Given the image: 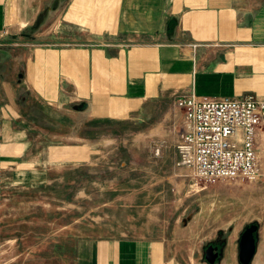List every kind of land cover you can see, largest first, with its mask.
Returning a JSON list of instances; mask_svg holds the SVG:
<instances>
[{
  "label": "crops",
  "instance_id": "0c3cea01",
  "mask_svg": "<svg viewBox=\"0 0 264 264\" xmlns=\"http://www.w3.org/2000/svg\"><path fill=\"white\" fill-rule=\"evenodd\" d=\"M9 24L18 32L0 36L1 173L52 138L163 142L161 130L186 125L181 96L264 100V0H0V32ZM256 147L259 183L226 186L264 191V132ZM144 227L57 245L56 264H210L180 261L186 249ZM255 242L249 264H264V219ZM219 264H241L238 248Z\"/></svg>",
  "mask_w": 264,
  "mask_h": 264
},
{
  "label": "rangeland",
  "instance_id": "374dc122",
  "mask_svg": "<svg viewBox=\"0 0 264 264\" xmlns=\"http://www.w3.org/2000/svg\"><path fill=\"white\" fill-rule=\"evenodd\" d=\"M9 32H18L16 25L0 36ZM177 128L161 130L164 143L147 134L92 133L89 142L52 138L36 143L34 155L11 158L10 169L0 170V264H56L57 245L130 228L140 233L145 225L178 254L186 249L175 254L180 261L206 263L205 249L214 244L212 264H219L238 248L244 228L264 219L263 187L195 177L177 155ZM257 234L258 227L255 240Z\"/></svg>",
  "mask_w": 264,
  "mask_h": 264
},
{
  "label": "built area",
  "instance_id": "2783aa9c",
  "mask_svg": "<svg viewBox=\"0 0 264 264\" xmlns=\"http://www.w3.org/2000/svg\"><path fill=\"white\" fill-rule=\"evenodd\" d=\"M185 127L177 134L181 163L208 184L255 182L256 140L264 132V100L191 94L175 100Z\"/></svg>",
  "mask_w": 264,
  "mask_h": 264
},
{
  "label": "water",
  "instance_id": "95a60500",
  "mask_svg": "<svg viewBox=\"0 0 264 264\" xmlns=\"http://www.w3.org/2000/svg\"><path fill=\"white\" fill-rule=\"evenodd\" d=\"M257 224L251 223L247 225L240 233L238 239V259L241 264H249L253 258L256 248L254 233L257 230ZM216 247L209 245L204 252L205 260L212 264L218 257Z\"/></svg>",
  "mask_w": 264,
  "mask_h": 264
},
{
  "label": "flooded vegetation",
  "instance_id": "af4514ba",
  "mask_svg": "<svg viewBox=\"0 0 264 264\" xmlns=\"http://www.w3.org/2000/svg\"><path fill=\"white\" fill-rule=\"evenodd\" d=\"M255 232H256V231H255ZM209 245H210V244H209ZM212 246H216V245L212 244ZM216 247H217V246H216ZM215 251L219 252V251H218V247H217V249H216ZM216 259H217V258H216Z\"/></svg>",
  "mask_w": 264,
  "mask_h": 264
}]
</instances>
